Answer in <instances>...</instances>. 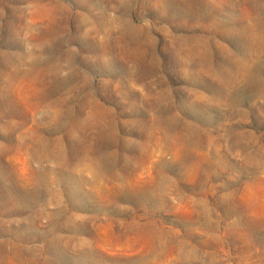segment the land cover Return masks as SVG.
I'll return each mask as SVG.
<instances>
[{"label": "rangeland", "instance_id": "obj_1", "mask_svg": "<svg viewBox=\"0 0 264 264\" xmlns=\"http://www.w3.org/2000/svg\"><path fill=\"white\" fill-rule=\"evenodd\" d=\"M0 264H264V0H0Z\"/></svg>", "mask_w": 264, "mask_h": 264}]
</instances>
